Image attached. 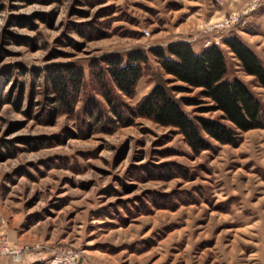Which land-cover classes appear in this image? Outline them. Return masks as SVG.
I'll use <instances>...</instances> for the list:
<instances>
[{
	"label": "rangeland",
	"instance_id": "rangeland-1",
	"mask_svg": "<svg viewBox=\"0 0 264 264\" xmlns=\"http://www.w3.org/2000/svg\"><path fill=\"white\" fill-rule=\"evenodd\" d=\"M231 37L264 64V0H0L3 264H50L65 250L77 264H264V126L194 151L175 127L126 111L117 119L88 76L93 58L145 51L134 95L118 90L134 104L170 76L150 48L214 43L226 76L264 111V85L241 68ZM67 62L84 70L72 107L43 75ZM208 103L183 107L218 114L200 111Z\"/></svg>",
	"mask_w": 264,
	"mask_h": 264
},
{
	"label": "trees",
	"instance_id": "trees-1",
	"mask_svg": "<svg viewBox=\"0 0 264 264\" xmlns=\"http://www.w3.org/2000/svg\"><path fill=\"white\" fill-rule=\"evenodd\" d=\"M225 41L241 68L264 85V64L254 50L238 37ZM150 52L163 72L170 76L155 79L150 90L134 104L123 100L118 90L128 97L134 95L148 61L145 51L134 50L126 56L109 52L93 58L88 64L89 80L95 91L107 100L108 110L117 119H122L126 111L131 116L147 117L175 127L194 151L209 148L212 145L210 137L220 143L236 144L241 131L264 126V111L259 99L243 80L226 76L225 57L218 45L211 43L196 51L189 42L177 40L166 48H150ZM43 75L50 81L58 101L72 107L83 85V68L72 62L53 63L43 69ZM194 88L198 89L193 95H177ZM206 101L209 103L198 106L200 111H219L218 114H190L183 107ZM92 105L94 117L105 116L102 101L93 98Z\"/></svg>",
	"mask_w": 264,
	"mask_h": 264
},
{
	"label": "built area",
	"instance_id": "built-area-1",
	"mask_svg": "<svg viewBox=\"0 0 264 264\" xmlns=\"http://www.w3.org/2000/svg\"><path fill=\"white\" fill-rule=\"evenodd\" d=\"M187 41V40H183ZM209 45V44H207ZM77 256H74L69 250H65L56 254L54 258L51 259L50 264H77L76 263ZM80 264H89L81 262Z\"/></svg>",
	"mask_w": 264,
	"mask_h": 264
},
{
	"label": "crops",
	"instance_id": "crops-1",
	"mask_svg": "<svg viewBox=\"0 0 264 264\" xmlns=\"http://www.w3.org/2000/svg\"><path fill=\"white\" fill-rule=\"evenodd\" d=\"M189 43H190V42H189ZM190 45H191V47H192L194 50H196V51H198L200 48L203 47V45H201V47L199 48V47L193 46V44H191V43H190ZM204 46H205V45H204ZM3 262H4V261L0 259V264H3ZM29 263H31V260H27V261H26V264H29Z\"/></svg>",
	"mask_w": 264,
	"mask_h": 264
}]
</instances>
